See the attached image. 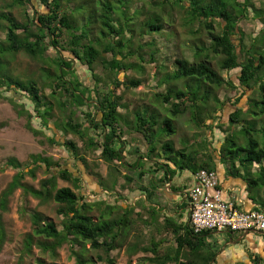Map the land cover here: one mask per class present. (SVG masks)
<instances>
[{
    "label": "trees",
    "instance_id": "16d2710c",
    "mask_svg": "<svg viewBox=\"0 0 264 264\" xmlns=\"http://www.w3.org/2000/svg\"><path fill=\"white\" fill-rule=\"evenodd\" d=\"M40 1L45 5L46 12L35 11L31 18L26 13L24 23L16 22L10 14L0 13V21L5 22V26L0 24V28L5 30L4 41L6 42V49L0 50L1 56L3 57L6 52L13 54L22 52L32 60H38L45 63V66L47 65L43 69L48 73L46 78L48 84L44 82L41 86L44 88L45 85H48L50 88L48 100L41 96V89L36 79L25 83L0 75L2 92L22 93L25 95L23 97L32 105L31 113H26V117L29 129L33 130L35 135L39 132L29 125L31 114L42 121L40 112H43L44 115L52 113L53 106L59 113L65 112L64 114L69 108L84 106L85 111H80V114L83 115L82 122H75L71 115L65 118L66 121L65 119L62 121L61 118V121H57L58 126L63 130V136H77L83 143L85 151H99V160L112 165L110 166L112 173H118L119 167L126 171H132L137 164V159H134L132 163H129L128 159H124L126 156L122 146L126 145V142L122 140V136L129 133H127V129L123 128V124L121 125L123 120L117 116L118 109L121 110L125 106L121 102L122 95L116 94V92L120 87H123L125 91L136 89L142 84V81L132 77L121 81L117 76L121 72L129 71L142 74L141 64L145 61L144 56H148L152 63L157 60L154 58L155 53L152 50L155 46L154 40L142 44V37L157 34L164 36L165 26L173 27L174 13H178L187 33L193 36V39L189 41L191 44L188 45L189 50L193 51V59L189 60L184 55L180 56L175 59L173 72L163 77V83L167 87L165 94H161L160 100L166 104L167 110L171 109L172 116L183 115L192 109L190 121L195 127H200L203 125V119L200 120L199 111L206 110L212 98L217 100L216 104L218 105L222 106L228 103L236 106L239 97L245 94L242 91V95L238 98L226 96L225 100L220 102L217 91L223 87L236 88L237 86L230 79L224 80L220 73L211 67L209 64L211 55L220 56L218 61L220 71L238 70L240 72L238 77L240 88L250 89L251 82L258 85L260 102L254 101L259 110L253 112V115L257 117L264 114V73L261 72L264 68V50L259 52L258 48L255 50L253 46L248 51L243 50L244 35L238 28L241 20L247 17L246 13L249 7L253 8L250 0H147V2L140 0H84L83 4L89 8L88 11L75 12V14L70 13L66 7V3L70 0ZM30 2L31 0H12L10 6L25 7L30 5ZM130 3L134 8L132 13L129 12ZM262 5L264 7V0H262ZM263 14L264 9L255 11V16L258 18ZM80 15L82 17L79 22L81 25L78 26ZM164 15L167 16V20L164 19ZM139 16L144 17V20L141 22L142 27L137 36L133 26L135 18ZM89 25H91L90 28ZM214 27L219 29V34L213 33ZM262 30H264V25ZM202 35L207 36L209 44L206 45L204 39H201ZM135 40L138 41L136 45L134 44ZM181 46L184 49L185 43H182ZM49 48L55 51L53 60L45 55ZM104 55H109V58H105ZM131 59H135L139 64L131 62ZM75 60L89 70L94 81L92 88L82 84L75 74L73 67ZM2 63L0 59V64ZM96 63L100 64V70L95 68ZM50 69H53V72ZM182 80L183 82L179 84L178 82ZM80 88L83 89V93ZM57 95H60V98L57 99ZM75 100L76 104H74ZM87 101H94V103ZM240 112L241 110L237 107L229 115L228 122L234 126L240 125L242 123L239 118ZM153 114L151 112V114L143 115L136 112L134 115L137 121L135 123L129 121L132 126L131 133L140 134L142 141L147 145V152L144 155L140 154L139 160L143 157L148 160H153L155 157L166 158L170 159L177 169H187L192 173L199 169L214 171L210 154L199 156V150L194 152L187 151V148L176 150L173 143L167 141L155 145L154 137L160 117L157 120ZM48 119L51 121L53 115H49ZM48 119H46V123ZM162 123L161 129L166 134L174 133L171 119L166 118ZM243 123L245 124L242 127L247 137V145L244 148L237 146L232 141V134L228 133L224 139L227 148L226 151H223V146L222 158L229 160L232 165L238 161L239 167L248 174V163H261L264 159V129H260L263 136L260 142L250 135L251 131H257L256 124H249L247 121ZM91 128L99 131L95 134L96 137L89 135ZM55 130L58 133L56 128ZM46 142L50 145H62L71 153L75 161L86 165L85 158L79 154L80 149L76 142L64 140L60 143L55 140V135L46 137ZM40 143L42 144L43 141L40 140ZM157 148L162 151L156 156ZM167 151L170 155L167 154ZM127 153L130 154L129 156L134 153L139 154V149L137 146L131 147ZM31 163L34 167L25 170L24 165L15 158H9L6 161L5 166L16 172L0 192V251L6 240L2 216L8 209L10 196L20 189L24 194L39 200L40 203L53 200L58 205L56 213L62 218L60 229L52 222L44 223L43 216L38 212H33L29 216L33 235L52 240L50 245L39 244L43 251L48 250L54 257L56 249L64 243L73 245L88 242L92 249L98 250L105 256L108 264H112L113 260L108 256L110 252L121 249L126 244V235L133 226L130 217L134 214V208L123 209L122 214L112 219H103L104 215L100 214L98 220L93 221L89 212L95 203H87L83 196L76 192L81 187V179L78 176L68 169L62 168L59 162H54L46 156L32 155ZM41 165H44V172H48L49 177L42 179L38 188L26 186L23 182L24 178L26 176L35 178L37 169H42ZM52 167L56 170H52ZM169 168L170 164H160L158 160L151 167L153 172L159 169L163 170L161 183L167 179V176L172 175ZM112 173H110L111 176ZM150 174L148 171H143L142 177ZM123 178L129 183L133 181L126 175ZM57 179L71 184L74 190L70 187L57 188ZM115 184L116 179L114 178L112 185ZM109 185L106 181L98 184L102 191L109 188ZM249 186L264 187V167L260 168L258 177L253 178L252 175ZM121 188H125V186L122 185ZM138 189L145 194L147 201H150L155 193L154 190L145 186H138ZM104 208L106 214L114 209L107 205H104ZM262 209L264 210V206ZM144 211L149 213L150 209L146 207ZM138 217H140L139 214ZM143 223L148 225V221ZM172 224L174 226V223L170 224L167 218L161 229L168 230ZM181 230H184V235L179 233ZM171 232L176 246L169 247L161 257H158L156 248L164 241V238L161 239V242L152 245L136 246V248L130 245L127 247L128 250L130 249L128 256L132 257L138 251L153 252L154 258L146 260L150 264L213 263L215 252L210 251L208 247L211 243H205L204 239L211 231L195 234L190 224H187ZM262 237L264 238V235ZM32 243L33 237L28 235L25 239L27 252ZM183 244H186L190 250L187 255L181 251ZM71 253L79 264H83V260L73 250ZM98 259L101 260L102 257L98 256ZM250 261L252 264H264V258L260 254L251 255Z\"/></svg>",
    "mask_w": 264,
    "mask_h": 264
},
{
    "label": "rangeland",
    "instance_id": "374dc122",
    "mask_svg": "<svg viewBox=\"0 0 264 264\" xmlns=\"http://www.w3.org/2000/svg\"><path fill=\"white\" fill-rule=\"evenodd\" d=\"M84 0H70L66 3V7L70 13L75 14V12H86L88 11V7L83 4ZM142 2H147V0H140ZM133 3V2H132ZM129 4V12L132 13L133 5ZM253 8L248 9L247 17L238 24V28L244 35L243 50H250L253 46L258 48L259 52L264 50V14L261 17L255 16V11H261L264 9L262 5V0H250ZM12 0H0V13L10 14L14 17L16 22L24 23L25 22V14L28 13V16L31 18L33 13L46 12V7L40 0H31L30 5L22 7L18 5H12ZM263 8V9H262ZM165 20H167V16H163ZM81 15L78 19V26L81 25L79 23L81 21ZM173 18L175 19L173 22V27H166L164 31L165 35L161 34L157 35H144L142 37L141 43L144 44L151 40H154L155 46L152 49L155 53L154 58L157 59L155 62H150L148 56H144V62H142L143 73L137 74L135 72H121L117 76L119 80L124 81L127 77H132L135 79H139L142 81V84L135 88H132L129 91H125L123 87H120L116 94L122 95V104L125 108L121 110L118 109L119 114L117 116L120 117L123 124V128L128 130L126 135L122 136V140L126 142V149H124L125 158L128 159V162L139 159L140 154L134 153L132 156H129L128 150L131 147H139V143L137 145L132 144L133 138L131 137L132 126L129 121L135 123L137 120L135 118V113L140 112L141 114H146L153 112L154 117L159 118V122L156 126L155 132V145L163 142L175 143L178 149L187 148V151L194 152L198 150H209L211 152L214 149L215 139L222 141L223 135L220 134L222 131L228 132L232 134V141L236 143L237 146L244 148L247 145V137L243 131L242 125H245L243 122L247 121L249 124H256V132L251 131L250 135L254 139L258 141H262V129H264V114L255 116L253 112H258L259 108L256 107L255 101L260 102L258 85L253 84L250 89L239 87L238 77L240 76V72L238 70H232L230 72L220 71L218 68V61L220 60V56L211 55L209 58V64L211 67L220 73L224 80H232L234 84H236V88L223 87L219 91H217V96L220 102H223L227 97L230 98H238L242 95V91L244 95L239 97V102L236 105L240 112V121L242 123L239 126H234L231 123L227 122V111H225L226 115H223V108L225 105H218L217 100L212 98L210 103L208 104L206 110L199 111V118L203 121V125L200 127H195L191 121V114L193 112L192 109L188 110V112L183 113V115L179 114L176 117H173L171 114V109H166V104H163L161 99V94H165L166 92V84L163 83V77L173 72L174 70V62L175 59L183 56L188 58L189 60L193 59V51L189 50L188 45L191 44L193 36L187 33V29L180 21L179 15L173 14ZM144 20V17H136L134 20V30L135 34L138 36L139 31L141 30L142 24L141 22ZM1 25L5 26L4 21H0ZM91 25H89V28ZM194 28V27H193ZM214 34H219V29L214 27ZM5 39V30H1L0 28V50L6 49ZM201 39H204L206 45L208 43V39L206 35H202ZM197 41V40H196ZM137 40H135V45L137 44ZM140 42V40H139ZM182 43H185V47L181 46ZM181 46V47H180ZM254 49V48H253ZM55 51L52 48L47 50L45 53L50 59H54ZM243 56V53H242ZM53 57V58H52ZM105 58H109V55H104ZM0 59L2 60V64H0V75H4L10 77L15 80H20L25 83H29L32 80H37L38 85L41 89V96L48 100V94L50 93V88L48 85H45L42 88V83L47 82V71L43 68L46 66L38 60H32L24 53L20 52L17 54L8 53L2 57L0 53ZM51 60V61H52ZM131 62H137L135 59H131ZM97 70H100V64L96 63L95 65ZM73 67L75 69V74L79 78L82 84H86L92 88L93 80L90 75L89 70L86 69L83 65L79 63V61L75 60L73 63ZM53 72V69H50ZM50 72V73H51ZM264 73V68L261 71ZM183 82H178L181 84ZM177 84V83H176ZM3 90V89H2ZM80 91L83 93V89L80 88ZM79 91V92H80ZM2 93V94H1ZM22 93L13 94L12 91L9 92H1L0 91V192L5 188V186L11 181L13 175L15 174V170L9 167H6V161L9 158H16L23 165L24 169L33 168V164L31 163L32 155H40L46 156L52 159L54 162H59L62 168H66L71 171L75 176H78L81 179V187L76 192L83 196L84 200L87 203L94 204L91 207L89 212L93 221H97L100 217L99 215H104L103 219H112L117 215L122 214L121 209L134 208V203L136 202V198L140 195L137 191L136 187L139 181L137 182V176L134 175L132 171H126V176L131 177L133 179L132 182H127L125 178H118L115 176L116 180H119L120 184L124 185L125 188H121L118 193V197L115 201L114 209L106 214L104 208V202L109 201L107 194L103 193V191L97 185L95 179H98L101 183L104 181L102 179V175L104 170H108L105 166V162L99 160L98 154L99 151H85L83 143L79 140L77 136L74 135H66L63 136V130L58 126L57 121H64L68 116L74 117L75 122H82V114L80 111H85V107H72L69 108L64 113H59L55 106H53L52 113L50 112L47 115L41 113L42 121L41 123L46 126L47 123L48 128L43 129L39 132L40 137L44 140L43 145H36L34 131L29 129L28 120L26 117V111L24 107L27 106L28 109L32 110V105L23 97ZM60 98V95H57V99ZM71 100V99H70ZM76 100L74 104H76ZM88 103H94V101H87ZM85 102V103H87ZM231 105V104H230ZM23 106V107H22ZM247 106V108H246ZM260 107V105H258ZM168 108V107H167ZM246 108V110H244ZM91 111V109H89ZM250 112V113H249ZM49 115H53V119L50 121L48 119ZM219 116V119L217 120ZM99 117V115H98ZM61 118V119H60ZM169 118L173 121L172 127L174 128V133L166 134L163 129V121L164 119ZM47 120V123L45 122ZM198 120V119H197ZM214 120V121H213ZM66 121V119H65ZM37 122V120H36ZM200 122V121H199ZM214 122V123H213ZM217 122V124H216ZM248 125V124H247ZM212 126V130H211ZM54 127L59 131V134H55V139L60 143L64 140H72L76 142L77 146L80 149L79 154L83 155L85 158L86 165L80 164L78 161L72 157L71 153L68 152L62 145H50L46 142V137H51L54 135ZM220 131H218V130ZM261 129V130H260ZM227 133V134H228ZM94 134L96 137V133L89 132L91 136ZM209 139H212L211 144L207 143ZM132 144V145H131ZM130 145V148H129ZM145 145V144H144ZM224 146V148H223ZM224 141L222 142L221 148L223 151H226ZM156 156L162 150L157 148ZM133 150V149H131ZM167 154L169 152L167 151ZM170 155V154H169ZM136 156V158H135ZM249 166L256 167L257 170L261 167H264V159L260 163H248ZM42 169H37L35 173V178H31L26 176L23 180L26 186H32L34 188L39 187V182L49 177L48 172H44L45 167L41 165ZM52 170H56V168L52 167ZM238 169L242 170L241 167ZM88 173H92V179H89ZM253 178L258 177L260 172L252 169ZM162 176V169H160L159 174ZM91 177V176H90ZM248 180V176L245 175ZM102 179V181H101ZM136 181V182H135ZM103 184V183H102ZM57 188L61 187H70L71 184L64 182L60 179H57ZM73 189V188H72ZM260 189V188H259ZM74 190V189H73ZM251 190V189H250ZM249 190V191H250ZM252 195H256L257 191L255 188L253 191H250ZM263 194V193H262ZM180 195V194H179ZM180 197V196H178ZM181 200V199H180ZM104 201V202H103ZM111 202V199H110ZM127 206V207H126ZM125 207V208H124ZM58 205L55 201L49 200L45 203H40L39 200L34 199L30 195L24 194L20 189H17L9 198L8 201V209L5 213H3L2 219L5 228L6 240L0 251V264H79L76 257L71 253V250L74 251L75 254L79 256L81 260H83V264H108L105 256L99 252L98 250L92 249L90 243L85 242L82 244H69L64 243L61 247L57 248L55 251V256H51L48 250L43 251L39 244H47L50 245L52 240L46 239L41 236L33 235V227L31 225L30 215L33 212H38L43 216V222H52L56 225L58 229L61 228V220L62 218L57 215L56 210ZM121 208V209H120ZM104 213V214H103ZM135 213V212H134ZM148 215L147 212H144ZM185 216V214H183ZM130 220L133 222V226L129 229L126 235V244L121 247V249H117L115 251L110 252L108 256L113 260L112 264H150L147 262L145 257L142 256H150L149 253L145 254H137L132 257L128 256L130 249L127 247L130 245L136 248V246L141 247V245H149L151 243L150 238H142L140 235L136 236L137 230H140L142 223L140 222V217H135V214L130 217ZM136 224V228H135ZM28 235H32L33 243L31 245L30 250L27 252L25 247V239ZM241 233H234L233 239L237 240ZM243 235V233H242ZM227 236V237H225ZM224 240V242L229 241L230 234L227 233H218L214 235L215 240L220 239ZM256 239L258 242L263 239V244H259V246L255 247L256 251L264 258V238L257 234L249 232L246 235V239ZM212 242V241H210ZM140 244V245H139ZM214 243L210 245V251L216 253V249L212 246ZM222 246V245H220ZM218 249V247H217ZM255 252V251H253ZM98 256H101L102 259H98ZM251 264V261L249 262Z\"/></svg>",
    "mask_w": 264,
    "mask_h": 264
},
{
    "label": "crops",
    "instance_id": "0c3cea01",
    "mask_svg": "<svg viewBox=\"0 0 264 264\" xmlns=\"http://www.w3.org/2000/svg\"><path fill=\"white\" fill-rule=\"evenodd\" d=\"M0 91L2 92L1 88ZM24 108L27 113L28 112L31 113V110L28 109L27 106ZM236 108L237 106L234 105L232 106L228 103L223 108L224 109L223 115H226L225 111H227V122L229 115L233 113ZM218 119L219 116L217 120ZM29 121H30L29 125L32 128L36 129L38 132L42 131L46 127L48 128V125L50 124L48 123L47 126H43L40 119L35 117L34 114H31V118ZM53 132L54 135L59 134V131L58 133L56 132L55 127ZM90 132L97 133L99 131H95L94 128H91ZM227 133L228 132H225L224 134L223 131L222 133H220L223 135L222 141L217 140L216 138L213 147L214 149H212L211 152L209 150L208 151L199 150L198 155L201 156L202 154H210L214 171L217 174L220 188L223 191L224 200H232L234 202H237L239 206L245 211L263 210L262 206H264V187L249 186V180L252 178V175L256 173L253 172L252 169L256 171L259 170L260 172V168L257 170V168L254 166H252V168L248 166L249 172L247 174L243 169L242 170L238 169L239 168L238 161H236L234 165H232V163L229 160L227 161V159L224 160L222 158L221 146ZM130 135H132L131 137L133 138L132 144L137 145L139 143V147L137 146L139 149V154L144 155L145 152H147V145L142 141L141 135L140 134L137 135L135 133H131ZM91 136L94 137V134H92ZM34 137H35L34 142L36 143L37 141L36 145L38 146L43 145V143L42 144L40 143V140L43 142L44 140L40 137L39 133L37 135H34ZM211 141L212 139H209L207 143L211 144ZM173 145L176 150H179L175 143ZM122 148L126 149V145H123ZM157 160L160 162V164H170L169 169L171 170L172 175L167 176V179L164 180L163 183L160 182L163 176V174L162 176L161 173L159 174L160 169L155 172H153V169H151L154 162L156 163ZM132 162L133 160L131 162L129 161V163ZM105 166H107L106 168H108V170L107 172L106 170H104L102 179L104 180V182L106 181L110 185L108 186L109 188L103 190V193L107 194L109 201H105V202L103 201V202L104 205L114 208L115 206L114 198L116 199V197H118V193L119 190H121L122 184H120L119 180H116V184L113 186L112 182L115 176H117L120 179L121 177L125 176L126 170L124 168L119 167L117 170L118 173H112L111 172L112 170L110 168V166L112 165L105 164ZM143 171H148L151 174L146 175L143 178L142 177ZM132 172L134 173L135 176H137V182L139 181L136 189L140 193V195L136 198V202L134 203V212H135L134 214L135 217H138V214L140 215V222L142 223L140 230H137L136 232V236L138 237V235H140V237L142 238H147V237L150 238L151 239L150 245L159 243L161 242V239L164 238V241L160 243L156 248L159 254L158 257H161L162 253L167 251L169 247L172 248L176 246L171 231L175 230L180 226H184L188 224V213L190 207L188 193L190 192L194 184L193 173L187 169L175 168L170 159L169 160L166 158L158 159V157L153 158V160H148L145 157L141 158L140 160L138 159L137 164L133 168ZM110 173H112V176L110 175ZM87 175L89 176V179H92V176L94 178V175L92 173H88V171H87ZM245 175L248 176V180L246 179ZM95 181L97 183L98 179H95ZM138 186H145L150 190H154L155 193L153 197L150 199V201H147L145 194L138 189ZM254 188L257 191L256 195H252V193L250 192L253 191ZM146 207L150 209L148 215L144 213L145 212L144 209ZM183 214H185V216ZM167 218L170 224L174 223V226L172 224V226L168 230L166 229L164 231L163 228L161 229V226L163 225V223L166 221ZM146 221H148V225H146V223H143ZM135 228H136V224H135ZM179 233L184 235V230H181ZM218 233L230 234L231 238L229 239V241L226 242H224L222 237L220 239L215 240L214 235ZM233 234L234 233H229V232H210L208 235L204 237L205 243H211V244L214 243L213 247L217 250L215 256L212 259L213 261L212 264H249L248 261L250 262V256L253 254H259V252L255 250L256 249L255 247L259 246V244L261 243L263 244L262 242L263 239L260 240V242H258L256 239L253 238L247 240L246 239L247 234L245 236L241 234L239 238L235 240L233 239ZM142 246L145 245H141V247ZM181 251L186 255L190 252L186 244L182 245ZM137 254H145V253L142 251H138V253H136L135 255ZM149 254L150 256H142V257H145L146 258L145 260H147L148 258H154L153 252H150ZM197 261L199 260L197 259Z\"/></svg>",
    "mask_w": 264,
    "mask_h": 264
},
{
    "label": "built area",
    "instance_id": "2783aa9c",
    "mask_svg": "<svg viewBox=\"0 0 264 264\" xmlns=\"http://www.w3.org/2000/svg\"><path fill=\"white\" fill-rule=\"evenodd\" d=\"M188 193V224L195 234L211 232H264V210H243L237 202L223 199L215 171L199 169L193 173Z\"/></svg>",
    "mask_w": 264,
    "mask_h": 264
},
{
    "label": "water",
    "instance_id": "95a60500",
    "mask_svg": "<svg viewBox=\"0 0 264 264\" xmlns=\"http://www.w3.org/2000/svg\"><path fill=\"white\" fill-rule=\"evenodd\" d=\"M249 232H244L243 236H245L246 234H248ZM252 233H257L259 235H264V232H252Z\"/></svg>",
    "mask_w": 264,
    "mask_h": 264
}]
</instances>
